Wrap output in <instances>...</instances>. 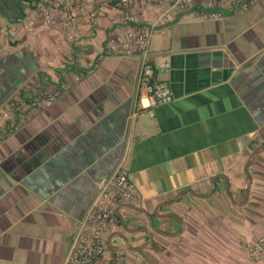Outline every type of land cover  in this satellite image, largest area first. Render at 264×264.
Listing matches in <instances>:
<instances>
[{"label":"crops","instance_id":"0c3cea01","mask_svg":"<svg viewBox=\"0 0 264 264\" xmlns=\"http://www.w3.org/2000/svg\"><path fill=\"white\" fill-rule=\"evenodd\" d=\"M41 2L0 0V112L27 103L0 140V264H63L98 181L119 164L140 199L118 204L104 258L86 264H231L264 235V0L158 26L151 61L172 101L137 112V60L104 49L161 7L137 6L123 23L107 0H84L69 42L33 18Z\"/></svg>","mask_w":264,"mask_h":264},{"label":"built area","instance_id":"2783aa9c","mask_svg":"<svg viewBox=\"0 0 264 264\" xmlns=\"http://www.w3.org/2000/svg\"><path fill=\"white\" fill-rule=\"evenodd\" d=\"M123 11L121 22H134L131 11L137 6H160L156 19L147 21L143 26L129 32L120 39L108 40L104 54L119 58H135L138 63V86L144 95L136 101L135 112L169 104L172 94L168 83L159 80L151 61L150 44L156 28L171 19L188 12L196 13L205 21L221 20L225 12L239 13L256 5L260 0H107ZM84 0H43L33 12V18L41 21L45 27L54 28L63 33L69 42L80 39L79 19L82 15ZM17 24V29L22 28ZM34 34L33 28H27ZM169 71L165 64L163 73ZM33 82L24 86L30 91ZM59 91L36 93L31 103L32 108L41 107L52 102ZM145 101V104L142 103ZM27 103L23 100H12L0 112L8 121L0 124V140L12 132V125H18L27 116ZM140 195L130 178L128 171L119 164L112 173L101 178L97 183V194L80 221L76 235L70 244L63 264L98 263L105 256V235L115 226V209L120 203L135 204ZM244 253L240 264H264V235L253 238L242 245Z\"/></svg>","mask_w":264,"mask_h":264},{"label":"rangeland","instance_id":"374dc122","mask_svg":"<svg viewBox=\"0 0 264 264\" xmlns=\"http://www.w3.org/2000/svg\"><path fill=\"white\" fill-rule=\"evenodd\" d=\"M244 253L243 250H238L236 257H233L232 259H228L226 260V263H231V264H240L241 263V258H243ZM231 257V256H230ZM230 257H226V258H230Z\"/></svg>","mask_w":264,"mask_h":264}]
</instances>
